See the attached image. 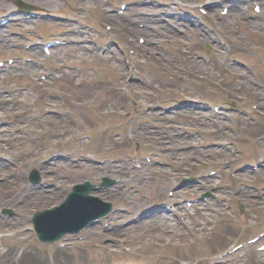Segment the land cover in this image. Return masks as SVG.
I'll use <instances>...</instances> for the list:
<instances>
[{
	"label": "rangeland",
	"instance_id": "rangeland-1",
	"mask_svg": "<svg viewBox=\"0 0 264 264\" xmlns=\"http://www.w3.org/2000/svg\"><path fill=\"white\" fill-rule=\"evenodd\" d=\"M25 1L66 20L12 14L13 20L0 27V60L35 57L24 70L18 66L0 74V130H4L0 132V209L8 206L16 212L12 219L0 217V233L7 229L15 233L0 234L10 246L0 255V264H218L221 260L220 264H264V251L219 256L260 229L264 231V177L259 183L254 179L259 170L264 171V0ZM73 2L81 7L94 4L97 9L81 12ZM16 3L0 0V15L13 13ZM256 4L261 12L254 11ZM69 23L74 27L79 23L77 34L67 33ZM38 33L45 34L44 39L64 33L65 39H79L89 46L57 48L46 62L51 77L41 81L35 76L46 61L41 48L24 49L27 44H40ZM90 99L97 108H88ZM77 100L86 105L80 107ZM221 103L224 111L232 110L209 121L205 115L211 113L210 106ZM179 104L185 107L176 115L166 112ZM254 105L260 116L256 126L237 114ZM108 110L117 114H105ZM30 115L36 118L31 120ZM232 119L241 131L239 137L231 129ZM70 130L75 132L74 142ZM119 132L124 140L111 139ZM82 133L93 138L77 144ZM50 140L56 143L49 148ZM129 155L150 157L155 171L154 165L130 171L131 167L126 168ZM67 156L69 160L63 158ZM122 157H127L123 164L127 170L92 162ZM183 159L192 165L191 171ZM180 163L185 165L184 174ZM171 166L179 167L178 173ZM33 168L43 174L42 189L36 192L29 182ZM210 170L219 171L178 190L179 196L211 193L207 202L187 210V224L170 217L168 223L156 227L152 218L148 226L128 225L117 233L120 237L104 234V228L96 226L64 246L42 245L28 229L29 215L59 203L75 182L91 179L97 183L108 175L116 184L112 197L103 192L105 198L122 206L132 200L128 206L139 213L156 207L173 184ZM154 172L155 179L144 180L140 192L138 186L130 185L134 177ZM59 173L63 175L56 178ZM124 182L135 187L130 200L120 195ZM137 230L140 234H131ZM158 234L173 242L164 237L155 241ZM22 245L27 246L19 259ZM128 248H133L130 253Z\"/></svg>",
	"mask_w": 264,
	"mask_h": 264
},
{
	"label": "bare ground",
	"instance_id": "bare-ground-1",
	"mask_svg": "<svg viewBox=\"0 0 264 264\" xmlns=\"http://www.w3.org/2000/svg\"><path fill=\"white\" fill-rule=\"evenodd\" d=\"M179 23H184V24H186V21H181V22H179ZM201 31V30H200ZM205 31V30H204ZM147 34H149V32H148V30H146L145 31ZM201 32H203V31H201ZM192 33H193V31H192ZM195 33V32H194ZM204 33V32H203ZM206 35H207V33L205 32L204 33V37H206ZM150 36V35H149ZM50 54H52V52H50ZM81 102H85L84 100H79V105H80V107H82L81 105H86V103H81ZM181 106H178V108H180ZM171 115H174V113L173 112H171ZM31 118H36V116L35 115H30V119ZM28 119H29V116H28ZM32 120V119H31ZM43 119H39V121H42ZM2 131H4V130H2ZM71 131V130H70ZM70 131H69V133L68 134H70ZM48 133L50 134V135H53V133H52V130H50V131H48ZM34 134V133H33ZM34 137H36V134H34ZM54 143H56L55 141H52V140H50L49 141V143L47 144V147H51V145L52 144H54ZM48 148V149H49ZM29 151H32V149H30ZM41 152V151H40ZM41 154H43L42 152L41 153H39V155H41ZM53 166V165H52ZM76 172H78V171H74V173H76ZM77 174V173H76ZM63 174H61V173H59L57 176H56V178H59V177H61ZM104 179H109L108 177H104ZM111 179V178H110ZM148 182H150V180L148 181ZM192 183V182H191ZM80 185H83L84 186V188H85V186H88V184L87 183H84V184H80ZM47 191H50V192H52L53 190L52 189H49V190H47ZM50 192H48V193H50ZM83 194H84V191H82V192H78V193H75L74 195H72L71 197H70V199L65 203V204H67L68 202H71L68 206H67V209H66V212H65V217L66 218H68V219H70V218H73L74 217V210L72 209V207H71V204L72 205H82V202H81V198H82V196H83ZM40 198H43L42 196L40 197ZM64 207V206H63ZM63 207H60L59 209H61V208H63ZM97 207H95L94 208V206H90L89 208H87L86 210H84L83 212H82V214L81 215H85V213L89 210V209H96ZM59 209H56L55 211H54V213L57 211V210H59ZM105 210V208H103V211ZM97 212H95V213H93V214H91L90 215V217H93V216H95V214H96ZM89 216V215H88ZM80 219L79 218H77V220L76 221H74V222H72V221H70V222H67V221H65V219L62 217V216H56V218L55 217H51V218H44L43 216L41 217V221L43 222V223H45V224H47V226L48 225H50L52 222H54V224L55 223H57V224H60V223H63V222H66V223H64V224H62L61 226H67V225H72V226H74V225H78V222H82V221H79ZM152 221L153 222H155V226L156 227H160V226H163L164 224H166V223H168L169 222V216H168V213L167 214H162V215H160V216H157V217H155L154 218V220L152 219ZM143 225H150V224H152L150 221H148V222H145V223H142ZM142 224H139V225H142ZM144 230H148V228H145ZM131 234H140V231H134V233H131ZM163 237V235H156V237H155V240H158V239H161ZM165 240H171V239H169V238H166Z\"/></svg>",
	"mask_w": 264,
	"mask_h": 264
}]
</instances>
